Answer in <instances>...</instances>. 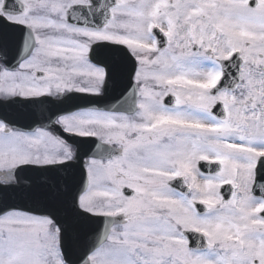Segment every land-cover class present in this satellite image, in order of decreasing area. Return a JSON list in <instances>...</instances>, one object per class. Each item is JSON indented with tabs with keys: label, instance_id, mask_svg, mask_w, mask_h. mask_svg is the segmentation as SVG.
<instances>
[{
	"label": "snow or ice",
	"instance_id": "obj_1",
	"mask_svg": "<svg viewBox=\"0 0 264 264\" xmlns=\"http://www.w3.org/2000/svg\"><path fill=\"white\" fill-rule=\"evenodd\" d=\"M0 264H264V0H0Z\"/></svg>",
	"mask_w": 264,
	"mask_h": 264
},
{
	"label": "flooded vegetation",
	"instance_id": "obj_2",
	"mask_svg": "<svg viewBox=\"0 0 264 264\" xmlns=\"http://www.w3.org/2000/svg\"><path fill=\"white\" fill-rule=\"evenodd\" d=\"M86 15V14H85ZM47 34H52V35H59V33H52L49 32ZM122 87V84H116L115 86L111 87L109 89L108 95L104 98H96L95 100H92L91 102H97V103H105L107 100L111 99L112 97L116 96L117 93L120 91V88ZM56 95V94H54ZM57 99H59V97L57 96ZM88 98H75V100L73 102L79 103V102H89L88 100H86ZM70 104H65L62 105L60 107H69ZM9 111H14V109H9ZM35 116L29 114L28 116H26L21 122L24 124L30 123L32 119H34ZM78 143L81 144V151H86L87 150V143L84 142H80L77 141ZM75 141L73 142V151H75ZM23 180H26L29 183H35L37 180H39L41 183L45 182V180L47 179L46 176L44 174H41L40 176H25L22 178ZM226 191V190H225ZM227 198V197H226Z\"/></svg>",
	"mask_w": 264,
	"mask_h": 264
},
{
	"label": "water",
	"instance_id": "obj_3",
	"mask_svg": "<svg viewBox=\"0 0 264 264\" xmlns=\"http://www.w3.org/2000/svg\"><path fill=\"white\" fill-rule=\"evenodd\" d=\"M87 147H88V144H87ZM78 167H79V166L77 165V170H78Z\"/></svg>",
	"mask_w": 264,
	"mask_h": 264
}]
</instances>
